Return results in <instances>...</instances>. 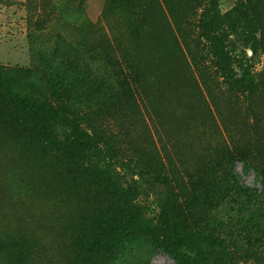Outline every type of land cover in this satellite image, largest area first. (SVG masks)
I'll use <instances>...</instances> for the list:
<instances>
[{
  "label": "rangeland",
  "instance_id": "obj_1",
  "mask_svg": "<svg viewBox=\"0 0 264 264\" xmlns=\"http://www.w3.org/2000/svg\"><path fill=\"white\" fill-rule=\"evenodd\" d=\"M0 264H264V0H0Z\"/></svg>",
  "mask_w": 264,
  "mask_h": 264
},
{
  "label": "trees",
  "instance_id": "obj_2",
  "mask_svg": "<svg viewBox=\"0 0 264 264\" xmlns=\"http://www.w3.org/2000/svg\"><path fill=\"white\" fill-rule=\"evenodd\" d=\"M9 98L13 99L14 97L12 95H8ZM16 102H17V106L20 107L21 109L23 110H30L31 112L35 113V114H38L43 111V109H40L37 104L33 101H29L27 99H21V98H15ZM47 134V137L48 136V132H46ZM83 144H86L85 140L83 141ZM129 224H132L131 225H128L126 227H123V233L124 232H127L128 230H130V228H133L135 227L136 225L133 223V220H130L129 221ZM122 233H118V235L116 236V238H112L108 241H106V243H111L113 242L115 239H117L119 236H121ZM171 235H172V238H177V239H180L182 241H179L180 243H182L187 249H192V246L194 245V251L196 253V255L198 256V258L200 259V261H204V258L201 254H199V252H197V247H198V242H194L193 241V238L196 236V231H193V230H190V229H186V228H177V229H173L171 231ZM201 238H199L200 240ZM201 241V240H200ZM194 243V244H193ZM191 244H193L191 246ZM178 246L172 242V239L169 240L168 244L166 245V251H168L170 254L172 255H177V252H178Z\"/></svg>",
  "mask_w": 264,
  "mask_h": 264
}]
</instances>
